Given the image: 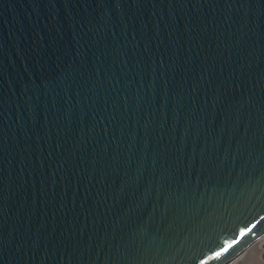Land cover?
I'll return each instance as SVG.
<instances>
[{"label":"water","instance_id":"95a60500","mask_svg":"<svg viewBox=\"0 0 264 264\" xmlns=\"http://www.w3.org/2000/svg\"><path fill=\"white\" fill-rule=\"evenodd\" d=\"M263 235L264 0H0V264Z\"/></svg>","mask_w":264,"mask_h":264},{"label":"bare ground","instance_id":"6f19581e","mask_svg":"<svg viewBox=\"0 0 264 264\" xmlns=\"http://www.w3.org/2000/svg\"><path fill=\"white\" fill-rule=\"evenodd\" d=\"M253 254L258 255L264 261V235L247 247L229 264H245L247 259Z\"/></svg>","mask_w":264,"mask_h":264},{"label":"rangeland","instance_id":"374dc122","mask_svg":"<svg viewBox=\"0 0 264 264\" xmlns=\"http://www.w3.org/2000/svg\"><path fill=\"white\" fill-rule=\"evenodd\" d=\"M256 254H253V255H251L248 259H247V261H246V263L245 264H258V263H260V264H264V261L263 260H261V258L258 256V255H256Z\"/></svg>","mask_w":264,"mask_h":264},{"label":"snow or ice","instance_id":"6c2138e0","mask_svg":"<svg viewBox=\"0 0 264 264\" xmlns=\"http://www.w3.org/2000/svg\"><path fill=\"white\" fill-rule=\"evenodd\" d=\"M225 251H227V248H223V249H221L220 252L215 253V257L218 258V257L221 256L222 253L225 252ZM201 264H207V261H202Z\"/></svg>","mask_w":264,"mask_h":264}]
</instances>
